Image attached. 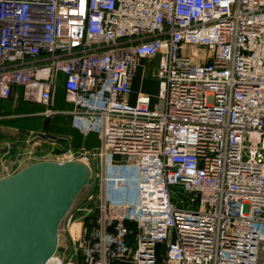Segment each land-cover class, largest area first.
Listing matches in <instances>:
<instances>
[{
	"label": "built area",
	"instance_id": "1",
	"mask_svg": "<svg viewBox=\"0 0 264 264\" xmlns=\"http://www.w3.org/2000/svg\"><path fill=\"white\" fill-rule=\"evenodd\" d=\"M14 89L100 141L52 161L98 183L47 264H264V0H0V101Z\"/></svg>",
	"mask_w": 264,
	"mask_h": 264
},
{
	"label": "water",
	"instance_id": "2",
	"mask_svg": "<svg viewBox=\"0 0 264 264\" xmlns=\"http://www.w3.org/2000/svg\"><path fill=\"white\" fill-rule=\"evenodd\" d=\"M97 168L80 161L39 162L0 179V264H47L60 227L82 192L97 190Z\"/></svg>",
	"mask_w": 264,
	"mask_h": 264
},
{
	"label": "rangeland",
	"instance_id": "3",
	"mask_svg": "<svg viewBox=\"0 0 264 264\" xmlns=\"http://www.w3.org/2000/svg\"><path fill=\"white\" fill-rule=\"evenodd\" d=\"M145 79L140 77L137 80L138 86L133 98H136L140 94L150 96L153 106L159 103L158 94L160 82L150 75L146 76ZM11 104V102L5 103L4 105L1 104L0 111L2 113L4 112V114H12L13 109L10 107ZM2 113L0 114L3 115ZM24 122L22 120H12L5 123L0 122V179L20 171L22 165H32L36 161L52 162L57 155V147L49 143V141H42L43 139L38 140L40 139V135L37 132L26 133L20 130L19 124H24ZM92 142L95 143L96 140L93 139ZM89 190L90 187L85 189L79 196L78 202H76L79 203L88 194ZM241 207L240 203L235 204L234 212L240 211ZM59 236H61V240L63 241V234H59Z\"/></svg>",
	"mask_w": 264,
	"mask_h": 264
},
{
	"label": "crops",
	"instance_id": "4",
	"mask_svg": "<svg viewBox=\"0 0 264 264\" xmlns=\"http://www.w3.org/2000/svg\"><path fill=\"white\" fill-rule=\"evenodd\" d=\"M150 63L151 61H146V60L141 61L140 67L137 69V72H136V79H134V82H133L134 93L138 86L137 80H139L140 77H142V79H145L146 76H149V75L151 76V71L147 73L144 72V67L149 68ZM149 69L152 70L153 67ZM63 82H64V79L61 78L58 90L55 95L53 108L59 111H71L73 109V106L65 102V92L62 87ZM7 101L13 104L11 106L13 109V113L3 114V115L0 114V117H2V119H0L1 123H5L7 121H12V120L25 121L24 124H19L20 130L25 131L26 133L27 132L28 133L37 132L38 135L45 134L48 131V133L51 135L67 138L69 140V147H68L69 150L76 152V153L80 151H96L99 148V145H100L99 137L95 134H90L86 137L83 136L78 130L74 128L71 116L57 115L51 118L40 116L39 114L43 113L45 109L41 106H36V105L27 104L23 102L21 95H20V90L18 89H14V95ZM7 101H2V102H7ZM23 104H26V105L24 106ZM7 117H11V118H7ZM47 119L48 120L50 119L48 129H46L47 123L45 122L47 121ZM93 139L96 140L95 143L92 142ZM39 162H43V161H36V163H39ZM30 165L31 164H28L25 166L22 165L20 167V171ZM12 175H8L6 177H10ZM6 177H3V178H6ZM160 258L162 260L163 256Z\"/></svg>",
	"mask_w": 264,
	"mask_h": 264
},
{
	"label": "trees",
	"instance_id": "5",
	"mask_svg": "<svg viewBox=\"0 0 264 264\" xmlns=\"http://www.w3.org/2000/svg\"><path fill=\"white\" fill-rule=\"evenodd\" d=\"M5 103H9V102L8 101L7 102H2L1 101L0 105L1 104L4 105ZM12 105L13 104H11L10 107ZM23 105L25 106L26 104H23ZM0 113H2V112L0 111ZM2 114H4V112ZM45 122L47 123V128L46 129H48L49 128L50 119L49 120L47 119V121H45ZM39 138L40 139H38V140L43 139L42 141H49V143H51L52 145L56 146L57 147V151H58V152H56V154H60V153H62L64 151H66V150H69V148H68L69 147V140L67 138L57 137V136L51 135V134L48 133V131L45 134H41Z\"/></svg>",
	"mask_w": 264,
	"mask_h": 264
}]
</instances>
